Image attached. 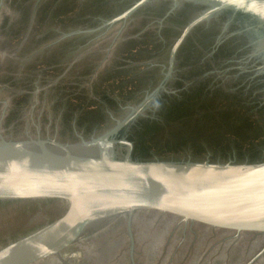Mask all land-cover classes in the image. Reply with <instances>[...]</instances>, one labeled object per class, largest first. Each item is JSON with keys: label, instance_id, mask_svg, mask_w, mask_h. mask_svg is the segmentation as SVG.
<instances>
[{"label": "water", "instance_id": "95a60500", "mask_svg": "<svg viewBox=\"0 0 264 264\" xmlns=\"http://www.w3.org/2000/svg\"><path fill=\"white\" fill-rule=\"evenodd\" d=\"M0 264H264V0H0Z\"/></svg>", "mask_w": 264, "mask_h": 264}]
</instances>
